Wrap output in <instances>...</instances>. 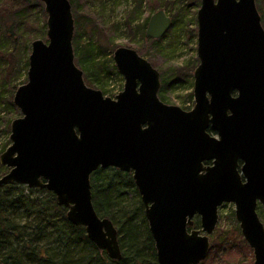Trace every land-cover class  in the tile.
I'll return each instance as SVG.
<instances>
[{
	"label": "water",
	"instance_id": "water-1",
	"mask_svg": "<svg viewBox=\"0 0 264 264\" xmlns=\"http://www.w3.org/2000/svg\"><path fill=\"white\" fill-rule=\"evenodd\" d=\"M39 2L46 39L31 41L26 81L12 96L20 115L0 153L7 168L0 186L51 191L66 219L117 261L118 231L96 212L90 176L98 168L132 171L157 264L207 258L223 203L234 206L252 264H264L257 211L264 208V27L256 1L199 0L190 110L158 98L159 72L129 46L113 50L124 78L114 98L88 86L74 62L70 1ZM170 27L158 9L145 37L158 39Z\"/></svg>",
	"mask_w": 264,
	"mask_h": 264
},
{
	"label": "trees",
	"instance_id": "trees-1",
	"mask_svg": "<svg viewBox=\"0 0 264 264\" xmlns=\"http://www.w3.org/2000/svg\"><path fill=\"white\" fill-rule=\"evenodd\" d=\"M69 1L71 6L76 2H88ZM131 1L136 4V8L128 12V23L136 21L139 14L141 16L143 1L150 14L162 9L163 4L167 2ZM176 2L180 4V1H173L171 4L177 13L182 12L183 7L187 9L185 5H176ZM195 4L198 8L199 0H196ZM259 9L262 13L264 4H261ZM39 12L44 15L43 5L39 0H0V59L6 60L15 55L25 72L30 43L39 36ZM260 16L264 27L263 17ZM175 18L171 20V26L176 23ZM147 19L144 18L141 25L137 26L145 40L148 38L142 29L145 28ZM75 22L78 31V22L74 18V26ZM78 44L75 37V40H72L73 50ZM5 86L6 83L2 87ZM16 87H10L9 94L15 91ZM10 96L7 99L0 92V101H9ZM189 96L191 97V94ZM10 105L14 108L12 102ZM90 182L96 212L101 217L109 218L117 228L122 253L120 260L110 259L88 239L82 226L71 224L66 219V209L57 204L51 191L45 188H27L10 182L0 186V264H157L154 242L130 173L111 167L98 168L92 172ZM126 195L129 196L128 199L125 198ZM133 200L135 202L131 205ZM197 223L195 221V225ZM236 230L240 234L237 226ZM227 246L232 248L230 244L227 245L226 239L219 235L210 242L207 258L198 264H209L217 251ZM233 246L237 250L249 249L241 236L238 244Z\"/></svg>",
	"mask_w": 264,
	"mask_h": 264
},
{
	"label": "rangeland",
	"instance_id": "rangeland-1",
	"mask_svg": "<svg viewBox=\"0 0 264 264\" xmlns=\"http://www.w3.org/2000/svg\"><path fill=\"white\" fill-rule=\"evenodd\" d=\"M85 4L76 2L72 7V14L78 22L74 26L73 39L79 42L74 51V62L82 70L85 83L109 97H114L123 89L124 78L116 70L113 61V50L117 46H129L136 49L143 57L151 61L161 74L162 85L160 93L164 100L170 104H176L183 108L193 105V96H189L193 86V69L198 64L196 54V0H167L162 9L176 19L166 33L158 39H143L138 25L148 18L150 13L146 10L143 1L141 16L136 21L128 23V12L134 11L136 4L131 0H86ZM173 1L176 5H185L187 9L178 12L172 8ZM264 4L262 0H256V6ZM263 17L264 11L260 12ZM194 16V19H193ZM39 20L38 38L46 39V13H37ZM146 27V26H145ZM143 33L145 28L142 29ZM89 42V43H86ZM31 46V43H30ZM90 46V47H89ZM18 58L8 57L0 59V92L2 96H13L10 87L18 86L26 81V72L21 68ZM114 66V67H113ZM6 86L3 88V83ZM7 90V92L5 91ZM3 93V94H2ZM9 95H8V94ZM9 101H0V153L10 144V122L20 115L19 110L10 105ZM7 171L5 166L0 165V176ZM24 186V185H23ZM126 199L129 196L126 195ZM136 200V199H135ZM131 205L135 202L131 201ZM257 211L264 224V208L257 206ZM238 223L234 217L232 203H223L218 208V222L210 236V242L222 235L226 239L225 249H219L211 258L209 264H252L253 255L251 249H236L241 233L238 234ZM198 227V223L195 225ZM244 240V239H243ZM245 242V241H244ZM246 243V242H245ZM247 244V243H246ZM224 250V251H222Z\"/></svg>",
	"mask_w": 264,
	"mask_h": 264
},
{
	"label": "flooded vegetation",
	"instance_id": "flooded-vegetation-1",
	"mask_svg": "<svg viewBox=\"0 0 264 264\" xmlns=\"http://www.w3.org/2000/svg\"><path fill=\"white\" fill-rule=\"evenodd\" d=\"M136 50V49H135ZM137 51V50H136ZM138 52V51H137ZM139 53V52H138ZM140 54V53H139ZM141 55V54H140ZM142 56V55H141ZM145 58V57H144ZM147 59V58H146ZM148 60V59H147ZM149 61V60H148ZM150 63H151V65L158 71V69L155 67V65L151 62V61H149ZM195 68V67H194ZM194 70V69H193ZM159 72V71H158ZM159 74H160V72H159ZM192 76H193V74H192ZM161 85H162V78H161V74H160V85H159V89H158V91H157V96H158V98L161 100V101H163V102H165V103H167L165 100H164V97H163V95H162V93H160V88H161ZM192 89H193V86H192ZM119 93V92H118ZM117 93V94H118ZM192 96H193V94H192V92L190 93ZM114 97H115V95H114ZM114 97H111V98H114ZM167 104H170V103H167ZM193 104H194V98H193ZM174 105H176V104H174ZM179 106V105H178ZM179 107H181V106H179ZM193 107V105L191 106V107H186V108H183V107H181L182 109H184V110H190L191 108ZM207 132L209 133V134H211V135H214L215 134V132H214V130L213 129H211L210 127L209 128H207ZM211 162H208V164H210ZM240 164V163H239ZM111 168H114V167H111ZM114 169H117V168H114ZM117 170H119V169H117ZM119 171H121V170H119ZM122 172H125V171H122ZM126 173H130V175H131V177H132V180H133V182H134V179H133V176H132V171H129V172H126ZM134 186H135V188H136V190H137V193H138V195H139V192H138V189H137V187H136V185H135V182H134ZM139 198H140V195H139ZM140 201H141V198H140ZM141 203H142V201H141ZM142 206H143V209H144V205H143V203H142Z\"/></svg>",
	"mask_w": 264,
	"mask_h": 264
}]
</instances>
